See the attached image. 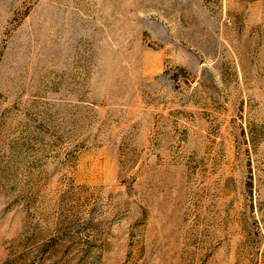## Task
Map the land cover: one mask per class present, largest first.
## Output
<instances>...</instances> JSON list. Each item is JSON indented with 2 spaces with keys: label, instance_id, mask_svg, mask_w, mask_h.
Instances as JSON below:
<instances>
[{
  "label": "rangeland",
  "instance_id": "1",
  "mask_svg": "<svg viewBox=\"0 0 264 264\" xmlns=\"http://www.w3.org/2000/svg\"><path fill=\"white\" fill-rule=\"evenodd\" d=\"M0 264H264V0H0Z\"/></svg>",
  "mask_w": 264,
  "mask_h": 264
}]
</instances>
